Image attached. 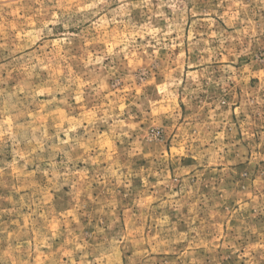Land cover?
I'll return each mask as SVG.
<instances>
[{
	"label": "rangeland",
	"instance_id": "obj_1",
	"mask_svg": "<svg viewBox=\"0 0 264 264\" xmlns=\"http://www.w3.org/2000/svg\"><path fill=\"white\" fill-rule=\"evenodd\" d=\"M0 264H264V0H0Z\"/></svg>",
	"mask_w": 264,
	"mask_h": 264
}]
</instances>
